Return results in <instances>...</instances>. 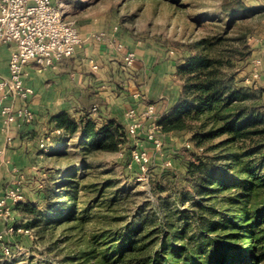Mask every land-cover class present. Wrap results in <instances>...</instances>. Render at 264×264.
<instances>
[{
  "label": "trees",
  "instance_id": "trees-1",
  "mask_svg": "<svg viewBox=\"0 0 264 264\" xmlns=\"http://www.w3.org/2000/svg\"><path fill=\"white\" fill-rule=\"evenodd\" d=\"M248 8L231 0L224 10L236 18ZM222 38L203 37L194 52L182 55L180 94L159 118L165 134L192 132L196 147L184 159L181 178L171 179L182 183L183 208L169 203L172 195H158L160 216L147 199L129 208L142 192L114 188L111 177L88 181L92 154L122 151L131 163L133 144L120 120H99L89 111L79 118L66 111L54 116L62 133L51 148L69 156L65 146L77 135L73 147L83 155L80 163L63 169L42 205L26 199L13 209L39 233L68 224L66 230L84 234V247L59 255L55 264H264V88L240 84L235 72H226L235 58L245 60L252 51L245 40L226 56L218 49ZM205 113L219 123L210 131L193 123ZM155 184L157 192L168 190Z\"/></svg>",
  "mask_w": 264,
  "mask_h": 264
},
{
  "label": "rangeland",
  "instance_id": "rangeland-1",
  "mask_svg": "<svg viewBox=\"0 0 264 264\" xmlns=\"http://www.w3.org/2000/svg\"><path fill=\"white\" fill-rule=\"evenodd\" d=\"M227 1L231 0H72L71 5H66L64 2L62 7L66 15L78 10L77 16H67L75 19L76 22L94 20L108 26L114 21L122 29L137 37L150 38L163 43L168 50L173 49L178 54L179 65L182 55L189 51L194 52L196 49L193 44L203 37H223L218 49L221 48L226 56L232 53V49L242 47L245 40L249 42L253 52L255 40L264 32V4H262L264 0H243L249 8L242 14L236 15V18L224 10ZM252 52L245 60L235 58L234 64L227 67L226 72L229 74L235 72L240 84L264 85L260 69L257 77L253 75L260 65H256L254 61L261 57H252ZM177 80L178 84L182 85L179 74ZM193 123L196 127L202 125V129L206 131L216 128L219 124L212 118L211 113H205ZM163 134L164 144L160 150L154 148L144 138V130L141 131V137L137 138L138 143L151 155V164L148 172L144 174L145 179H138L143 173L138 170L135 163L131 164L127 159L121 158L119 152H97L90 157L95 161V166L90 169L92 175L88 181H103L111 177L115 183L114 188L122 186L125 189L142 192L132 197L133 201H130L129 208L147 199L151 202L149 208H155L157 215L160 216L162 210L158 195H172L169 203L183 208L182 196L178 194V188L182 187V183L180 180L174 182L171 179L175 175L181 178L180 175L184 173V159L189 158L190 152L196 149L191 139L192 132L167 134L163 132ZM221 138L222 136L215 137L205 143H216ZM76 141L77 135L65 146L70 149L69 156L57 155L59 149L52 148L49 153L33 158L31 164L36 166L37 170L35 173H26L24 178V185L27 183L29 186L26 192L27 199L42 205L45 200L43 193L48 187L54 186L55 180L63 175V169L73 163H80L83 155L79 149L73 147ZM134 142L131 138V144ZM169 159L172 160L171 166L165 164ZM0 178L4 181V188L8 186L10 183L8 173L0 174ZM157 182L166 185L168 190L157 192L155 184ZM186 206L188 203L185 204ZM16 218H22L19 212L14 214V220ZM67 225L63 224L42 233L34 229L33 236H7L6 241L11 244L16 243L19 248L8 257H0V264L57 263L60 259L59 255L84 247V234L75 230H66ZM4 229L5 221L0 217V231Z\"/></svg>",
  "mask_w": 264,
  "mask_h": 264
},
{
  "label": "crops",
  "instance_id": "crops-1",
  "mask_svg": "<svg viewBox=\"0 0 264 264\" xmlns=\"http://www.w3.org/2000/svg\"><path fill=\"white\" fill-rule=\"evenodd\" d=\"M53 1L62 10L64 2L66 5L72 2ZM71 12V15L66 16L78 15V10ZM97 22L77 21L84 42L77 48L75 55L63 59L58 68H45L34 61L26 64L25 84L33 87L34 93L27 101L16 98L13 102L17 105L27 102L36 118L32 123L14 126L13 144L5 149L3 156L9 162L0 159L1 175L8 173L11 166L18 167L24 178L26 173L36 172L37 167L31 164L33 158L44 155L38 148L39 139L46 130L55 127L53 118L56 114L66 111L79 118L84 111H89L91 116L99 120L116 118L126 126V113L130 107L142 112L147 103L153 102L160 118L178 99L181 85L177 80L179 59L175 50L171 52L163 43L154 39L137 37L114 21L108 26ZM115 26L118 29L115 30ZM100 31L106 32V36H94ZM115 41L123 43L122 49L117 48ZM11 50L10 44L0 46V73L3 75H9ZM129 51L135 53V60L130 67L124 61V55ZM253 56L262 58L257 71L260 69L264 81V32L255 40ZM93 63L98 67L93 68ZM260 86L264 88L263 84ZM2 95L3 90L0 89V108L4 103L11 102L10 98L2 99ZM93 107L96 110H92ZM5 141L0 115V148L5 147ZM24 181L22 189L27 199L29 186L27 183L24 185ZM3 191L2 180L0 195Z\"/></svg>",
  "mask_w": 264,
  "mask_h": 264
},
{
  "label": "built area",
  "instance_id": "built-area-1",
  "mask_svg": "<svg viewBox=\"0 0 264 264\" xmlns=\"http://www.w3.org/2000/svg\"><path fill=\"white\" fill-rule=\"evenodd\" d=\"M114 29H118V26ZM106 34L100 31L94 36L102 38ZM83 42L84 37L76 20L68 18L53 0H0V46L12 45L8 64L9 75L0 73L2 99H11V102L4 103L0 108L2 130L6 135V145L0 148V159L3 162H9L3 156L5 149L13 144L14 126L32 123L36 118L27 102L21 105L13 102L16 98L27 101L34 93L33 87L25 84L26 64L34 61L42 67L56 69L63 59L73 57ZM115 43L119 50L122 49L123 43L120 41ZM171 52L174 50L171 49ZM134 60L133 51L124 55L126 66L130 67ZM254 62L258 65L261 59H256ZM97 67L98 65L93 63V68ZM253 75L257 77L258 71L256 70ZM92 110H96V107ZM126 115L128 137L135 141L131 149V164L136 163L143 173L138 179H145L144 174L149 170L151 155L138 143L137 138L141 137V131L144 130V138L157 150L162 149L164 134L159 124V112L155 103L149 102L144 111L139 112L135 107H130ZM60 133L62 129L55 127L43 133L38 142L42 154L51 151L54 137ZM119 153L122 155L123 152ZM165 164L171 166L172 160H167ZM8 175L10 183L0 195V217L5 221V229L0 231V257H8L19 248L18 245L14 247L6 241L7 236H13L15 233L33 236L34 230L24 226L22 218L14 220V205L26 200L22 189L24 174L18 167L11 166ZM0 184H2L1 178Z\"/></svg>",
  "mask_w": 264,
  "mask_h": 264
}]
</instances>
